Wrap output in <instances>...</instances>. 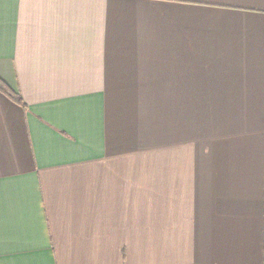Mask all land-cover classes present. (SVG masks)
Segmentation results:
<instances>
[{"label":"crops","instance_id":"0c3cea01","mask_svg":"<svg viewBox=\"0 0 264 264\" xmlns=\"http://www.w3.org/2000/svg\"><path fill=\"white\" fill-rule=\"evenodd\" d=\"M0 264H264V0H0Z\"/></svg>","mask_w":264,"mask_h":264},{"label":"trees","instance_id":"16d2710c","mask_svg":"<svg viewBox=\"0 0 264 264\" xmlns=\"http://www.w3.org/2000/svg\"><path fill=\"white\" fill-rule=\"evenodd\" d=\"M0 92L4 94L8 99L11 101L19 104V105H24L22 99L18 94L13 93L5 84H3L0 81Z\"/></svg>","mask_w":264,"mask_h":264}]
</instances>
